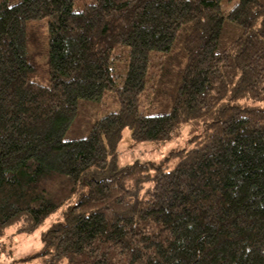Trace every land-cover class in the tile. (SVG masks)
I'll return each mask as SVG.
<instances>
[{"label": "trees", "instance_id": "obj_1", "mask_svg": "<svg viewBox=\"0 0 264 264\" xmlns=\"http://www.w3.org/2000/svg\"><path fill=\"white\" fill-rule=\"evenodd\" d=\"M228 2L0 0V237L61 213L25 261L264 264V109L237 106L264 101V0ZM201 123L174 169L122 164L125 130Z\"/></svg>", "mask_w": 264, "mask_h": 264}, {"label": "rangeland", "instance_id": "obj_2", "mask_svg": "<svg viewBox=\"0 0 264 264\" xmlns=\"http://www.w3.org/2000/svg\"><path fill=\"white\" fill-rule=\"evenodd\" d=\"M234 5L223 0V8L231 9ZM77 9V7H76ZM105 105L102 107V113L114 112L119 108V105L113 100V93L108 92L103 97ZM237 106L248 108L264 109V101L258 102L253 99L242 100ZM203 124L195 125L187 124L179 130L178 135L172 137L171 140L157 143V142H136L129 129L124 131V138L120 144V156L123 165H128L134 162H141L147 164L155 169V166L163 165L166 169L172 170L179 162L182 150H190L194 147L193 137L203 133ZM194 129V131L192 130ZM152 186L150 182L143 184L142 195L146 193L148 188ZM61 213L53 214L47 222L40 227V229L29 235L17 234L15 226L7 228L4 237H0V264H41L40 258H32L41 252L43 241L41 236L44 232L50 229L51 225L60 218Z\"/></svg>", "mask_w": 264, "mask_h": 264}]
</instances>
